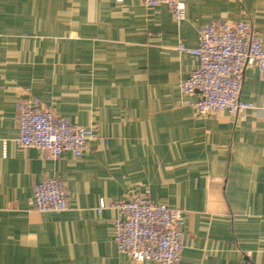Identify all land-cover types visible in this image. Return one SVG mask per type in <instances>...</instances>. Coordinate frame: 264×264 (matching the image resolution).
<instances>
[{
    "label": "crops",
    "instance_id": "1",
    "mask_svg": "<svg viewBox=\"0 0 264 264\" xmlns=\"http://www.w3.org/2000/svg\"><path fill=\"white\" fill-rule=\"evenodd\" d=\"M182 1L177 24L142 0H0V264H159L113 240L110 203L145 190L182 211L178 264H264V79L244 68L242 115H200L180 89L198 60L177 50L220 20L264 42V0ZM32 97L96 133L80 157L16 144V101ZM50 177L65 210L34 206Z\"/></svg>",
    "mask_w": 264,
    "mask_h": 264
},
{
    "label": "built area",
    "instance_id": "2",
    "mask_svg": "<svg viewBox=\"0 0 264 264\" xmlns=\"http://www.w3.org/2000/svg\"><path fill=\"white\" fill-rule=\"evenodd\" d=\"M122 1V0H117ZM146 6L164 4L174 21L185 17L182 0H142ZM177 50L196 56L197 66L180 83L188 95L197 94L193 102L200 115L227 111L240 116L253 108L251 102L239 98L243 70L258 69L264 79V42L256 30L244 20H220L203 26L195 47L179 43ZM19 147H34L45 159H55L68 151L80 157L96 133L85 126L70 122L41 105L36 97L16 101ZM5 149V141H3ZM37 210L62 211L67 208L64 183L50 177L33 186ZM105 206L99 202L98 210ZM115 210L113 240L118 252L138 263L178 264L183 247L182 211L151 200L148 191L129 199L110 203Z\"/></svg>",
    "mask_w": 264,
    "mask_h": 264
}]
</instances>
